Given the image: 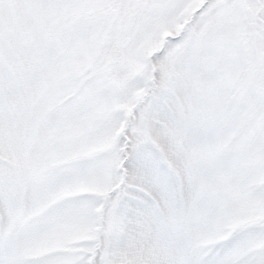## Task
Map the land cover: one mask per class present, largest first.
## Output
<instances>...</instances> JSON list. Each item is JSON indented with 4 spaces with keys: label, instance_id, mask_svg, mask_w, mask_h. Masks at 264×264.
Segmentation results:
<instances>
[{
    "label": "snow or ice",
    "instance_id": "obj_1",
    "mask_svg": "<svg viewBox=\"0 0 264 264\" xmlns=\"http://www.w3.org/2000/svg\"><path fill=\"white\" fill-rule=\"evenodd\" d=\"M0 264H264V0H0Z\"/></svg>",
    "mask_w": 264,
    "mask_h": 264
}]
</instances>
